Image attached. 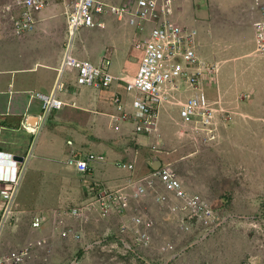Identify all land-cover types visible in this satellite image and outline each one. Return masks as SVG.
<instances>
[{
  "label": "crops",
  "instance_id": "1",
  "mask_svg": "<svg viewBox=\"0 0 264 264\" xmlns=\"http://www.w3.org/2000/svg\"><path fill=\"white\" fill-rule=\"evenodd\" d=\"M105 1L121 5L127 0ZM73 2L74 0H50L46 8L34 14V26L24 35H16L9 25L0 27V174L7 175L16 167L13 163L15 160L9 156L27 158L30 151L36 150V162L30 167L36 176L38 192L31 202H25L20 194L21 184L26 179L25 171L14 200L13 212L17 211L11 216L35 212L33 217L41 216L42 226L46 224L48 216H57L59 224L63 217L67 216L63 210L67 207V199L70 198L62 193L60 187L58 191L56 189L59 185L68 183L69 178L81 177L68 163L74 156L85 157L92 154L100 157V160L90 163L91 169L85 174L86 177H89L93 184H102L107 190L118 191L127 201L140 199L139 196L134 197V188L153 171L152 167L158 169L170 164V156H165V153L159 150L161 143L165 141L161 132L164 128L173 129L174 123L181 122L179 103L198 91L185 88L173 94L166 102H162L154 135L133 134L129 120H120L119 129L114 130L112 125H108V116L117 114V104L114 102L117 94L122 97L121 106L124 111H131V96L125 92L122 82L115 83L110 88L77 87L73 71L58 73L66 40V14ZM260 2L263 3L264 0ZM171 8L174 22L196 31L198 58L214 66L211 80L202 83L199 88L208 97L213 94V97H209V105L213 108L217 105L216 100H220L223 95L219 83L222 77L231 75L230 80H238L239 66L245 64L239 61L234 63L236 58L229 60L228 49L239 53L249 48L250 53L258 56L253 25L262 17L260 7L254 0H173ZM103 22L101 29H85L79 33L73 45L74 55L80 60H87L96 65L109 61L111 74L129 80L135 75L141 56L135 50L134 43L139 37L147 34L150 26L146 25L140 33L126 19L119 21L115 17H108ZM113 66L118 69L112 70ZM58 78L64 84V91L59 96L65 106L60 111L53 112L35 132L27 131L26 127L33 128L38 124V116L41 114V102L34 95L48 94ZM213 110L215 117L217 110ZM169 112L174 118L167 117ZM161 113L166 117L161 119ZM213 119L210 127L212 132L215 129ZM35 136L36 141L33 143ZM60 136L66 138L65 143L56 148L54 140ZM166 141L168 143V138ZM50 178L55 179L48 186L46 182ZM53 184L55 190H52ZM158 187L159 193H165L161 186ZM147 193L153 194V200L157 202L158 194L151 190ZM169 199L170 203H157L167 206L172 214L180 215V223L188 224L183 213L171 210L174 201L171 197ZM73 208L76 209L77 206L67 208L68 217L80 221L70 212ZM93 209H99V214L103 212L100 205ZM108 213L109 211L105 215ZM105 215L102 218L106 217ZM105 220L103 224L111 225L110 219ZM7 222L8 219L0 233L1 249L9 247L7 242L16 235L14 228ZM84 222L88 223L87 219ZM26 233L28 234V228ZM41 239L47 243V239ZM148 246L140 249L145 251L150 249ZM40 254L42 258L46 255L42 252ZM64 256L63 251L55 248L57 259L53 262L63 261L60 259ZM83 257L80 258L81 263Z\"/></svg>",
  "mask_w": 264,
  "mask_h": 264
},
{
  "label": "rangeland",
  "instance_id": "2",
  "mask_svg": "<svg viewBox=\"0 0 264 264\" xmlns=\"http://www.w3.org/2000/svg\"><path fill=\"white\" fill-rule=\"evenodd\" d=\"M4 5V0H0V27L10 26L2 12ZM84 30L77 32L73 45ZM228 50L229 60L236 58L234 63L245 64L239 66L238 80H230L231 75H224L219 82L223 95L213 107L217 110L213 132L204 133L179 121L174 123L173 129H163L165 141L159 147L165 156H170L167 165L187 192L204 198L213 210L212 227H215L212 232L205 235L204 228L195 225L184 230L187 224L180 223V215L172 214L167 206L154 202L153 194L147 192L138 200L127 201L125 208L115 205L108 214H99V209H93L99 206L98 188L92 190V181L81 175L69 178L68 183L56 189L58 191L60 187L70 198L63 210L67 216L60 224L57 216L52 215L47 217L41 229L33 230L31 218L35 212L15 214L8 218L7 224L14 228L16 235L7 242L9 247L0 248V252L13 250L29 240L45 238L52 262L57 259L56 248L65 254L59 262L84 256L80 264H264V54L257 53V56L250 53L249 48L239 53ZM133 54L136 53L133 51ZM132 59L136 62L135 57ZM116 69L118 67H112V70ZM209 97L206 96L211 101ZM168 114V118H174L173 114ZM164 117L161 113V119ZM65 139L63 136L56 138V148L61 147ZM35 141L36 136L33 143ZM35 154L36 150H32L26 158V179L20 187L25 202H31L38 192L36 176L30 167L36 162ZM54 179H48V186ZM52 186L55 190L54 184ZM167 202L171 200L168 198ZM76 206L83 207L81 212L88 223L68 217L67 208ZM103 215L106 217L102 218ZM133 216L152 220L150 249L144 251L134 245L133 232L129 230ZM107 218L110 219L109 226L103 224ZM122 226H125L123 233ZM67 229L79 232L80 240L63 238L60 232ZM96 240L103 242L86 249ZM122 240L134 248L137 256L124 252ZM166 246L172 249L163 251ZM39 253L35 254L33 264H40Z\"/></svg>",
  "mask_w": 264,
  "mask_h": 264
},
{
  "label": "built area",
  "instance_id": "3",
  "mask_svg": "<svg viewBox=\"0 0 264 264\" xmlns=\"http://www.w3.org/2000/svg\"><path fill=\"white\" fill-rule=\"evenodd\" d=\"M4 2L2 12L12 30L16 35H24L34 26V14L46 8L50 0H4ZM172 2L173 0H127L121 5H115L105 0H74L66 14V40L58 73L73 71L77 87L110 88L113 84L122 82L125 92L131 96V111H124L121 106L122 97L117 94L114 97L117 114L108 116V125H112L114 130L119 129L120 120H129L132 123L133 134L154 135L161 103L169 100L180 90L194 88L198 91L184 102L179 103V118L184 125H194L198 131L208 134L212 132L210 127L214 110L209 105L206 95L199 88L202 83L211 80L214 66L198 58L196 31L173 21ZM254 3L260 7L262 15L253 25L256 48L259 53L264 54V2L254 0ZM104 17H115L119 21L126 19L140 33L144 31L146 25L150 26L147 34L139 37L134 43L135 50L141 56L137 71L129 80L117 78L111 74L109 61L96 65L87 60H80L74 55L73 41L77 32L82 28H103ZM63 91L64 84L58 78L48 94L34 95L41 102V114L38 116V124L33 128L26 127L27 131L35 132L53 112L60 111L65 106L59 96ZM68 144L71 143L68 142ZM9 158L13 160V156ZM100 159V157L87 154L85 157L74 156L68 160V163L78 174L85 175L91 169L90 163ZM13 163L16 166L13 171L7 175L0 174V233L9 216L14 213V200L19 182L26 169V157H23L22 162L14 161ZM101 186L94 183L92 190L98 188L96 197L100 200L98 199L97 203L104 213L115 205L119 208L126 207L127 200L124 195ZM158 186H161L165 193H159ZM134 189V197L151 190L154 194H158L156 201L161 204L166 203L171 197L174 201L171 210L183 213L187 219L188 224L184 226V230L195 225L203 227L205 235L213 231L214 212L207 201L187 192L182 182L168 166H161L150 172ZM82 208H73L70 212L74 217L85 221L87 218L83 216ZM42 224L41 216L35 215L31 220L33 230H39ZM130 224L129 230L133 232L134 245L147 247L151 241L149 231L152 228V221L133 216L130 218ZM121 232H125V226L121 227ZM60 235L74 241L80 240L79 232L72 229L63 230ZM102 242V240H96L86 249L99 246ZM122 246L124 252L137 256L134 248L123 240ZM171 249L170 246L162 248L163 251ZM39 252L46 254L40 264H80V258L77 256L67 262H52L49 258L47 243L41 238L29 240L8 252H0V264H33V258Z\"/></svg>",
  "mask_w": 264,
  "mask_h": 264
},
{
  "label": "water",
  "instance_id": "4",
  "mask_svg": "<svg viewBox=\"0 0 264 264\" xmlns=\"http://www.w3.org/2000/svg\"><path fill=\"white\" fill-rule=\"evenodd\" d=\"M13 160L18 161V162H22L23 158L18 157V156H14L13 157ZM152 168H153V170H156L157 169L156 167H152Z\"/></svg>",
  "mask_w": 264,
  "mask_h": 264
}]
</instances>
